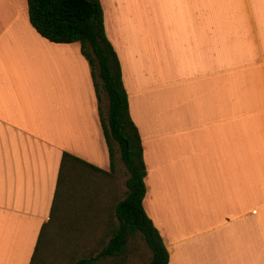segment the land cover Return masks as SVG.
Wrapping results in <instances>:
<instances>
[{"label":"crops","instance_id":"0c3cea01","mask_svg":"<svg viewBox=\"0 0 264 264\" xmlns=\"http://www.w3.org/2000/svg\"><path fill=\"white\" fill-rule=\"evenodd\" d=\"M100 2L167 264H264V0ZM63 152L109 169L89 65L0 0V264L30 263Z\"/></svg>","mask_w":264,"mask_h":264},{"label":"trees","instance_id":"16d2710c","mask_svg":"<svg viewBox=\"0 0 264 264\" xmlns=\"http://www.w3.org/2000/svg\"><path fill=\"white\" fill-rule=\"evenodd\" d=\"M26 4L28 20L39 35L55 43H79L80 52L90 68L99 123L109 159V169L105 171L68 152L62 153L50 216L40 229L29 264H124V258L130 251V242L135 236L141 238L149 252L145 264H167L166 247L142 206L145 165L141 138L129 114L121 66L105 32L100 0H26ZM103 98L106 99L105 115L101 108ZM117 155L127 172L124 197L116 201L113 207L117 222L112 219L107 222L109 239L105 244L100 238L96 241L98 249L72 262L69 254L73 255L74 245L71 243L86 233V230L78 221H75L74 227L71 223L58 220L55 214L58 211L61 218L64 207L75 206L78 209L77 204H66L68 200L65 199L76 198L75 191L82 186L92 184L100 189L104 179L112 178ZM87 196L88 192L85 194L82 191L77 197L86 203ZM94 199L95 196L91 202ZM54 229H65L66 234L62 239L63 244L59 249L56 247L55 253H51L49 245L52 244ZM44 243L46 246L41 257L39 252ZM49 252L50 257L47 259Z\"/></svg>","mask_w":264,"mask_h":264},{"label":"rangeland","instance_id":"374dc122","mask_svg":"<svg viewBox=\"0 0 264 264\" xmlns=\"http://www.w3.org/2000/svg\"><path fill=\"white\" fill-rule=\"evenodd\" d=\"M101 108L103 115L106 114V99L103 98L101 102ZM116 166L114 172H112V178H107L103 180L100 189L95 188L92 184H88L82 186L83 188L78 189L75 191L76 198L73 200L67 197L65 199L66 204L72 202L73 204H77L76 206H68L64 207L62 211L63 217H59V212H56V217L58 220H61L64 223H71V226L76 227L75 221L83 226L86 230L82 236H79L77 240L72 241L71 244L74 245L73 255L69 254L72 258V262L83 255L88 254V252H93L97 247V240L101 238L104 240V244L108 241L109 235L107 234L106 225L107 222L112 219L114 222L117 220L114 218V205L116 201L122 199L124 197V193L126 191L125 180L127 178V172L123 165V163L119 160L118 155L116 157ZM112 188H110V187ZM85 191V194L88 192L87 200L81 199L80 196L81 192ZM95 196L93 202L91 200ZM72 200V201H71ZM84 205V210L81 211V205ZM86 207V209H85ZM86 211V212H85ZM83 214V215H81ZM73 223V224H72ZM49 226V225H48ZM53 226H51L52 228ZM49 229V228H48ZM50 233V231H49ZM66 234V230L58 231L57 229L53 230L52 233V244L49 245L50 252L55 253L56 247H60L62 243V239ZM47 236V235H46ZM45 238V237H44ZM48 238V236H47ZM47 242V240H46ZM45 242V243H46ZM45 243L41 247V251L39 252V256L42 257L45 249ZM131 247L130 251L128 252L127 256L124 258V264H145L147 258L149 256L148 250L144 247L143 241L139 236H135L134 239L130 242ZM45 245V246H44ZM43 248V249H42ZM50 252L47 254V259L50 257ZM68 255V254H67ZM61 257V256H60ZM57 257L56 259H59ZM66 257V253L64 254ZM54 259L53 261H55Z\"/></svg>","mask_w":264,"mask_h":264}]
</instances>
